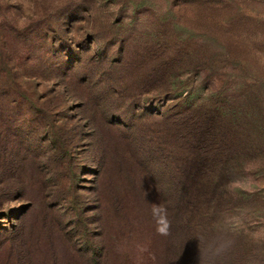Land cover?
Wrapping results in <instances>:
<instances>
[{
	"label": "rangeland",
	"instance_id": "1",
	"mask_svg": "<svg viewBox=\"0 0 264 264\" xmlns=\"http://www.w3.org/2000/svg\"><path fill=\"white\" fill-rule=\"evenodd\" d=\"M181 1L0 0V264H187L196 221L213 240L192 264H264V0H184L163 14ZM165 22L206 36L215 62L186 65L187 97L140 80ZM212 99L246 115L253 143L223 160L197 217L177 211L185 185L175 192L148 147L157 116Z\"/></svg>",
	"mask_w": 264,
	"mask_h": 264
},
{
	"label": "trees",
	"instance_id": "2",
	"mask_svg": "<svg viewBox=\"0 0 264 264\" xmlns=\"http://www.w3.org/2000/svg\"><path fill=\"white\" fill-rule=\"evenodd\" d=\"M185 1L174 4L178 10L174 7L168 8L163 14L179 16V12H181L179 9L183 7L181 5ZM180 22L177 21L176 24H184L182 21ZM154 34L153 42L148 45L144 44L143 47L148 53V61L155 64L156 67L154 73L149 74L151 78L140 79L142 84L145 85L146 83L147 85L148 82L152 81L153 89L159 90L161 93L175 90L176 93H180V96L185 95L187 97L188 92L181 94V91H178L182 88L181 81L178 79H180L181 74L188 70L186 65L198 64L201 61L215 64L211 55L206 52L207 47L203 44L206 36L203 35L196 39L190 35L188 30L185 34L176 35L172 31L170 22L161 24ZM4 54L5 52L2 55L4 56ZM180 71L182 72L179 74ZM154 75H158V83L155 86ZM16 88L17 86L13 89ZM29 109L31 108L29 107ZM173 109L157 116L159 118L155 130L157 136L152 140L150 148L148 147L149 154L152 156L150 161L158 162L159 165L156 170L159 171V174H168L171 177L170 180L173 181V184L170 186H173L177 194L180 193L181 184L185 185L182 193L188 201L186 204L183 202L181 206L180 201L177 202V211L184 208L182 209L184 213L189 212L197 217L203 213L207 216L213 206H207V204L205 206V198L208 192L215 190L214 186L220 182L222 173L229 171L224 170L226 169L225 164L229 160H223L229 158L230 151H233L234 148L245 150L250 146V142L253 143L251 136L249 142L246 135L251 125L244 114L241 119L233 113L225 114L222 105L215 99L204 101L195 106L180 104ZM51 123L53 126V122ZM40 124L41 121L32 120L29 123L27 136H31L34 129L38 128ZM243 124L246 125L243 126ZM239 129H242L243 132ZM196 224L198 230L196 231L193 224L194 234H192L189 244L190 260L187 264L193 263L194 257L199 251L203 254V259L211 251L206 250L203 245L212 242L213 236L205 238L204 234L208 231L201 229L197 221ZM201 238H205L201 241L202 245L199 244ZM196 260L198 264H206L207 261Z\"/></svg>",
	"mask_w": 264,
	"mask_h": 264
},
{
	"label": "clouds",
	"instance_id": "3",
	"mask_svg": "<svg viewBox=\"0 0 264 264\" xmlns=\"http://www.w3.org/2000/svg\"><path fill=\"white\" fill-rule=\"evenodd\" d=\"M153 214L154 216H158L159 219L157 220V232L160 235H168V229L170 227L169 222L166 216V209H163L160 205L153 206Z\"/></svg>",
	"mask_w": 264,
	"mask_h": 264
}]
</instances>
